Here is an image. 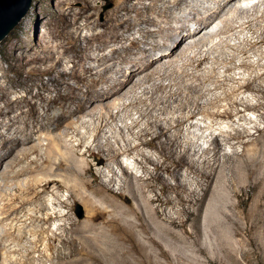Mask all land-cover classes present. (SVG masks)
Segmentation results:
<instances>
[{
  "label": "bare ground",
  "instance_id": "1",
  "mask_svg": "<svg viewBox=\"0 0 264 264\" xmlns=\"http://www.w3.org/2000/svg\"><path fill=\"white\" fill-rule=\"evenodd\" d=\"M95 1L73 0L72 5L82 3V8L75 11L77 20L69 21L64 16L68 29L72 28L67 32L71 43L68 49L74 51L75 59L79 57L85 63H92L85 65L80 64L81 61L75 62L76 67L70 72L61 70L58 65L60 59L45 67L43 71L51 76L45 88L27 101L28 110L10 118V126L21 121L23 126L16 127L12 136L0 134V166L4 159L14 154L10 160H5L6 167L0 173V225H5L4 229H0V264H35L30 254L41 249L46 234L49 241L47 247L52 254L48 256L43 253L42 258H56L53 264H210L206 251L215 252L219 257L232 258L239 264L248 260L250 257L244 251L245 245L264 242V129L259 124L245 118L247 123L253 125L245 126L242 130L233 127L232 130L222 129L220 133H211L213 135L207 141L209 146L204 148L198 159L195 158L193 142L185 143L181 136L186 132L193 134L192 128L198 126L191 121L196 116L195 110H191L190 114L186 110L191 106L199 111L205 110L206 106L217 104L223 98L217 95L202 101L204 86L187 83L185 88L192 94L186 96L191 97L185 98L184 91L177 89L170 95L167 93L172 99L163 100V106L158 109L166 110L178 102L179 114L173 117H159L155 114L158 104L152 106L146 98L133 99L131 104L144 103L147 106L141 111V116L147 117V126L137 132L140 143L127 141L122 146L119 141L113 143L110 137L104 139L110 119L117 118L113 112V108L119 105L117 99L134 92L136 85L151 82L156 74L160 77L165 75V63H175L178 55L187 56L189 49L199 45V42L205 43L212 35L210 31L205 32L206 37L194 38L212 27L218 19L224 18L223 22L230 23L231 15L244 8L246 0H216V5L207 14L192 18L175 16L172 11L177 5L181 10L186 9L189 0H151L150 4H145L144 0H119L103 22L96 18L100 6ZM259 1L248 2L258 9ZM159 4L164 5L159 7ZM81 18H84V23L80 22ZM174 20L180 24L173 25L171 21ZM99 26H103L104 30L95 32L94 29ZM84 28L92 32L82 35L79 32ZM136 30L145 40L138 36H127L126 33ZM158 34L164 35L162 44L153 41L149 43L150 47H146L145 43L142 46L143 40L148 41L149 37ZM188 36L193 40L183 48ZM64 44H51L53 55L59 54L57 58L61 57L63 50L60 51V48H64ZM164 46H167L166 51ZM197 52L187 57L189 65L196 63L197 67H201L204 62L210 61V55H199ZM166 54L167 57L164 56ZM163 60L165 63L161 65ZM176 69L170 73L171 76L176 75L174 80L180 79L182 83L185 80L182 74H186L203 81V77L195 73ZM263 76L258 78L262 79ZM258 78L247 79L238 91L243 88L255 89L264 97V87L255 88ZM71 79L77 80L78 86H73ZM153 87L166 91L168 85L159 82L154 83ZM52 91L54 95L50 93ZM174 94L179 96L175 98ZM226 95L231 97V107L211 113L213 116L233 119L238 115V110L235 109V112L233 107L244 103L248 110L262 108L264 118V102L252 104L245 99H234L231 94ZM39 106L43 107V111ZM56 106L61 109L60 113L52 112ZM87 116L94 119V127L91 128L93 143H89L87 134L82 135L76 127L80 121L86 124L84 118ZM139 122L135 120L132 128L139 126ZM207 127L198 128L204 131ZM42 129L50 133L44 153L42 140L39 143L35 137ZM255 131L262 133L261 139L254 138ZM71 133L78 136L76 144H71L72 141L68 139ZM223 134L226 143L240 139L232 144V153L224 152V138H220ZM148 136L151 137L150 141L146 139ZM194 136L202 139L205 134L197 133ZM239 143L245 144L242 151L236 149ZM143 146L152 147L159 158L146 154L141 148ZM136 152L141 155V159H137L142 169L140 174L135 173L130 162L122 159L124 153ZM35 153L41 157L31 158ZM79 155L86 159L82 161ZM90 158L103 164L109 174L99 170L100 173L93 175ZM23 162L26 164L22 165ZM149 165H153L154 170ZM44 169L46 174L40 177L37 173ZM89 174L94 176L93 180L88 178ZM24 175H30V178L21 182L19 178ZM12 178L19 180L13 182L14 193L9 192L10 183L14 181ZM190 178L195 188L189 186L187 180ZM118 181L121 190L127 188L132 193L135 205L126 197L129 205L125 207L107 194L115 195L113 185ZM54 186L66 188L70 192L68 199L85 205L88 215L84 222L74 216L72 206L53 190ZM48 190L52 191V198L47 199L43 196ZM123 191L119 192L120 196ZM56 205L69 210L63 213ZM62 219L68 221L69 227L58 223L57 220ZM9 220L12 222L7 223ZM28 222L32 226L34 224V228L37 226L29 232L35 238L32 240L34 246L27 250L28 255L23 259H14L8 253L17 250L14 245L24 248L23 240L29 234L23 228ZM57 243H61L67 251L57 250ZM239 253L242 255L239 256Z\"/></svg>",
  "mask_w": 264,
  "mask_h": 264
},
{
  "label": "rangeland",
  "instance_id": "2",
  "mask_svg": "<svg viewBox=\"0 0 264 264\" xmlns=\"http://www.w3.org/2000/svg\"><path fill=\"white\" fill-rule=\"evenodd\" d=\"M72 1L73 0H33L29 11L27 12L26 16L22 19V21L18 23L15 26V28L12 29L10 33L2 41H0V122L2 123L0 124V134L5 133L6 136H12L16 130V127L23 126L22 121L17 122L15 126H10L9 125V123L11 122L10 118H15L19 116L21 112L28 110L27 101L29 99H32L33 96H35V94H37L38 92H42V90L45 88V84L49 82V78L51 77L49 74L47 73L45 74V72L43 71L45 67L51 64L53 61L60 59L58 60L59 61L58 65L60 66L61 70L70 72V70L72 71L76 67L75 62L81 61L79 60L80 59L79 57H77L76 59L74 58L75 57L74 51L68 49L71 43L67 38L68 37L67 32H69L70 29L72 30V28L70 27V29H68L69 27L67 24V19L73 22L76 21L78 16L75 14V11H79V9L82 8L81 2L72 5L73 3ZM248 1L249 0H246V2L243 1L245 2L244 3L245 5L243 6L244 8H240V10H237L236 13L231 15L232 17L231 16L228 17L229 19L231 17L230 23L223 22L222 20L224 18L218 19L212 25V27L202 32L198 37H195L194 39H198L201 36L204 37L205 36L204 34L207 31L208 32L210 31L212 33V35L208 33L211 37L210 36L208 37L207 35L208 38L205 43L199 42V45H197L198 47L194 46L192 47V49H189L187 51V56L178 55L176 59L177 61H175V63H172L173 65L171 63L170 64L165 63V61L163 60L161 65L165 63L163 72L164 73L166 72L167 76L165 74L162 77H160L159 74L158 75L156 74L155 75L156 78L154 77V79L151 82L146 81L143 82L142 84H138L135 86L134 92L127 94L125 97H122L120 100L117 99L116 103L117 105L118 104L119 105L117 108L116 107L113 108V112L117 114V118L115 120L110 119V125H108L104 131V133H106L104 135V139L105 137L106 138L110 137L113 143H117V141H119L122 146L126 145L127 141L128 142L131 141L132 144L140 143V140L137 136V132H139L141 128L147 126L148 123L147 117L143 118L141 116V111L145 110L147 106H145L144 103H138L137 105H133L131 104L133 99L135 100L137 97L146 98L148 99L150 105L154 106L158 104L155 114H157L159 117L161 118L173 117L179 114L178 102L171 104V106H169L166 110L162 111L158 109L159 107L163 106V100L172 99L171 97L167 96V93L168 95H170V93L176 92L177 89L179 91L180 90L184 91L182 92L184 93L183 95H185V98L191 97L192 95L186 96L187 94H192L189 93V90L185 88V85H187V83L189 84L199 83L201 84V86H204L205 90L203 91L204 96L201 97L203 98L202 101H208L210 100L209 98H213V97L215 98L217 95H221L222 96L221 98H223L222 100H220V102L218 101L219 103L216 102L217 104L214 103V105L211 104L206 106L205 110L199 111L192 106L188 107V109L186 110L187 113L191 112V110L192 111L195 110L196 116L191 121L193 124H196L198 126L196 127L197 129L195 127L192 128L194 130L193 134H188V132H186L181 136L183 138L182 140L185 143L193 142L191 143L193 145L192 153L196 154L195 158L198 159L204 148L209 146V143L207 141L212 137L213 134L211 133H215V134L220 133L222 129L232 130L233 127L242 130L244 129L245 126H249V127L252 126L253 123L257 125L259 124L258 126L261 129H264V118L262 117V113H263L262 108H253V109L251 108L248 110L246 104L244 103L240 104L239 106H235V107L232 106L235 112L238 110L237 112L238 115L234 116L233 119H226L220 117L217 118L211 114L215 111H224L231 105L230 104L231 97L228 98L229 95L226 94H231L234 99H238V100L240 99V101H242L241 99L248 100V102L252 104L264 102V97L262 96V94L257 92V90L255 89L243 88L240 91H238L239 87H241L247 79L254 80V77L255 79H257L258 76L264 74V42H263L264 41L263 38L264 37V0H260V1L258 0L260 2V6L258 9L254 8L253 6L254 4L249 3ZM143 2H145V4L148 3L150 4L151 0H144ZM95 4H98L100 6L99 7L100 10H98L96 14V18L99 19L101 22H103L107 19L108 12H113V9H115V7L119 4V0H97V2L95 1ZM162 5L164 4H159V7H163ZM187 5H188V9H187ZM187 5L185 7L186 9L183 10H181L178 5L174 6L175 8L174 7H173L174 9L172 8L174 15L175 16L178 15V17L179 16L182 17L183 15V17L185 16L189 18H192L194 16L200 17L205 13L207 14L216 5V0H189ZM237 5L239 6L240 4L238 3ZM184 10L186 11L188 10V11L185 12ZM189 10L192 11V14H190L191 12ZM69 11L71 12L68 15H66ZM132 15H134V13H132ZM64 16H66L67 19ZM153 16L156 17L157 15L156 16L153 15ZM80 22L84 23V18H81ZM171 23L175 26H178L180 24L175 20L173 22L171 21ZM152 27L154 29L155 26ZM196 27H198V25H196ZM103 30H104L103 26H99L96 29H94L95 32L96 31L101 32ZM91 32L92 31L89 30L88 28H84L80 30L79 33L85 35L88 33L90 34ZM126 34L131 38L137 36L141 37V39L143 38L142 37L143 35H141L140 32H138L137 30ZM161 35L162 34H158L156 37L155 36L152 38L149 37V39L151 40L147 39L148 41L145 42H144L145 39L143 38L144 40L141 43L142 46H145L144 45L145 43L147 44L146 47H150L149 43L153 41H156L158 43L160 42L159 44H162L164 40V35L162 36ZM192 40L193 37L188 36L186 42L183 44V48H186L189 45L190 41L192 42ZM57 42H63V44L65 43L64 44L65 47L60 48V51L63 50L62 51L63 53L61 52L60 58H57L59 56L58 53L53 55L52 52L53 49L51 48L52 46L51 44L54 45V43L56 44ZM127 44H129V42H127ZM163 49L164 51H166L167 46H164ZM196 52L199 53V55L201 53L202 54L207 53L211 57L210 61L204 62L203 66L201 67H197L196 63L194 65H189L187 57H189L191 54H194ZM159 53L160 52H158V55ZM164 56L167 57L168 54ZM73 60L76 61L73 62ZM81 63L83 64L85 62L81 61L80 64ZM91 63L92 62H86L85 65H90ZM245 63H247V65H244ZM174 68L179 72L189 71V73H195L196 76L203 77V81L198 80L196 77H194V75H186V74L184 76L182 74V77H184L182 79H185L182 83L180 82V79L174 80V77H176V75L175 76L170 75V73H172L171 71L175 70ZM159 82H163L166 85H168L166 91L156 90L153 87L154 83H159ZM70 83L75 87L78 86V82L77 80L75 81V79H71ZM179 83H181L182 85ZM255 85H256L255 88H257L258 86L264 87V76L262 79L258 78V80L255 81ZM179 87L180 88L183 87V88L180 89ZM234 90H237V92H233ZM53 92L54 91L50 93L53 94ZM174 95L173 96L175 98L179 96L177 94ZM174 97H173V101H174ZM121 104L122 106H120ZM39 108H41V111H43V107L39 106ZM98 110L99 112L101 111V109ZM239 110H241L240 113ZM52 112L60 113L61 109L59 108V106L58 107L56 106L55 109L52 110ZM245 118L248 119L251 118V120H253L254 122L247 123V120H245ZM135 120L140 121L139 126L132 128V126L135 124L134 123ZM84 121H86V124H83L80 121L79 123L76 124V127L78 128L79 132L82 133V135L87 134L89 143H93L94 138L91 135L92 133L91 131L94 127L93 125L94 119L90 116L89 117L87 116L84 118ZM200 125L203 127L208 126L210 127V129L207 127V129H204V131L200 130L198 128L201 127ZM5 127H8V129ZM203 132L205 134V137H203L202 139H197L194 136L197 135V133L199 135H202ZM48 133L49 132L46 131V129H42L35 136L37 138L36 141L41 142L42 140V145H41L43 151L42 153L46 151L45 149H47V145L49 143L48 141H49L50 133L49 134ZM254 134H255L254 138H260V139L262 138L261 132L255 131ZM39 135H41L40 136L41 139ZM223 136L224 134L220 136V138L221 140H223L224 138L223 140L224 152L232 153L233 151L232 144L234 142H238L240 139H234L230 144V143H226L225 137ZM77 138L78 136L76 133H71V136L68 137V139L72 141L71 144L73 143L76 144ZM146 139L150 141L151 137L148 136ZM244 146L245 144L239 143L237 144L236 149L238 151H242L244 149ZM249 146L252 147V144H250ZM141 148L146 154L151 155L156 159L159 158L158 153L152 147L143 146ZM84 149L85 148L83 147V150ZM13 156L14 154L10 155L9 157L3 160L4 163H2V166H0V173L2 169L6 167L5 160L6 161L10 160ZM40 157L41 156H38L36 153L32 154L31 156V158L33 159H37ZM79 157L81 158V155H79ZM85 159L86 157L81 158L82 161ZM90 159L93 165V173H92L93 175L96 174L97 172L100 173L99 170L101 171L105 170L106 174H109V171L106 170L103 164H98L96 160L92 158ZM122 159L126 163L127 162L131 163L130 167H132L135 173L137 174L142 173L141 171L142 169L137 164V159H141V155H139L137 152L126 153V154L124 153ZM26 163L23 162L21 164L25 165ZM149 167L150 169L154 170L153 165H149ZM116 169L119 171L117 166ZM45 172L46 169L38 172L37 174L41 177L46 174ZM92 174L88 175V178L90 180L94 179V176ZM229 174H231V171H229ZM29 176L30 175L28 176L24 175L20 177L19 180L21 182H26L27 179L30 178ZM12 179L14 181L10 183L11 187L9 192L14 193L15 191L13 189L14 188L13 182H15V180L18 179L16 178H12ZM104 179L107 178L104 177ZM187 182L189 186L191 185V188H195L196 185L195 183L192 182V178L188 179ZM113 187H114L115 195H113L110 192L107 194L108 195L110 194V197L112 199L115 200L117 199L116 201L121 205L125 207L128 206L129 201H126V197L132 200V193L126 188V189H122L124 190L123 195L120 196L119 192L122 190L119 188L120 187L119 181L118 183L117 182L114 183ZM53 190L57 191L61 198L69 202V204L73 208L72 212L74 216L78 218L80 222H84L86 216L88 215V210L85 207V205H83L80 201H75L74 199H68L70 192L66 188L54 186ZM43 197L52 198V191L48 190L47 194L45 193ZM4 202L5 200L3 201V203ZM135 202H136L135 200H132V202L130 201V203L131 204L133 203L134 205L136 204ZM50 207H52V205H50ZM57 209H60V211H62L63 213L69 210V208H65L62 206H57ZM57 221L58 223H63L65 224L66 227L67 226L69 227V223L67 220L62 219ZM10 222H12V220H9L7 223ZM27 225L23 228L25 231L27 229L26 232H28L29 234L28 238H25L23 240L24 248L20 249L18 246L14 245L13 247L16 248L17 250L16 251L12 250L11 252L8 253L9 256L11 257L14 256V259L16 258L23 259L25 256L28 255L27 250L30 249L31 246L32 247L34 246L32 240L35 238L34 236L31 235V233H29L30 229L34 228V224L32 226V224L28 222ZM21 226L23 227V224ZM4 228H5L4 224L0 225V229H4ZM190 229L192 230L193 228L190 227ZM178 231L181 233L183 237H185V234L182 232V230L178 229ZM15 232L18 233V230H16ZM46 236L47 234L45 235L44 243H42V246L40 247L41 249L38 248L36 251L30 254V256L34 257L35 264H41V263L53 264L54 262L57 261L56 258H54L53 260L48 259L47 257L42 258L43 253H45L48 256L52 254V250L48 249L47 247L49 241ZM55 248L57 250L60 249L61 251H67V249L61 243H57ZM42 249H44V251H42ZM244 251L247 254V256L250 258L248 260H243V262L240 264H264V242L258 244L255 243L246 244ZM206 254H207L206 257H208V260H210V264H239V262H236L232 258L222 257V256L219 257V255L216 254L215 252L210 253L206 251L205 255ZM238 255L241 256L242 254L239 253Z\"/></svg>",
  "mask_w": 264,
  "mask_h": 264
},
{
  "label": "water",
  "instance_id": "3",
  "mask_svg": "<svg viewBox=\"0 0 264 264\" xmlns=\"http://www.w3.org/2000/svg\"><path fill=\"white\" fill-rule=\"evenodd\" d=\"M33 0H0V41L22 20Z\"/></svg>",
  "mask_w": 264,
  "mask_h": 264
}]
</instances>
